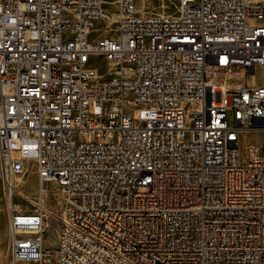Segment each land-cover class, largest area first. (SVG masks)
I'll list each match as a JSON object with an SVG mask.
<instances>
[{
	"label": "built area",
	"instance_id": "2783aa9c",
	"mask_svg": "<svg viewBox=\"0 0 264 264\" xmlns=\"http://www.w3.org/2000/svg\"><path fill=\"white\" fill-rule=\"evenodd\" d=\"M167 1L159 15L138 0H0L12 264H264V145L239 148L241 134L264 141V0ZM233 75L250 81L231 91ZM25 161L40 183L28 211L12 201Z\"/></svg>",
	"mask_w": 264,
	"mask_h": 264
},
{
	"label": "rangeland",
	"instance_id": "374dc122",
	"mask_svg": "<svg viewBox=\"0 0 264 264\" xmlns=\"http://www.w3.org/2000/svg\"><path fill=\"white\" fill-rule=\"evenodd\" d=\"M161 0H138V3L144 6L145 10L150 13L162 14V9L159 7ZM175 7L173 1H167V7L164 9L165 13L174 12ZM109 23L106 19L101 18L94 22L92 31L89 34V39H95L106 33L109 27ZM90 63L95 67L99 73H104L108 69V62L103 57H92ZM218 78V77H217ZM255 83L258 85H264V65L255 69L254 73ZM250 77H241L239 75H233L226 81V86L231 91H237L240 86L245 82H249ZM232 112L228 111L227 118L229 124L231 121ZM239 148L244 150L248 143H256L264 145L263 137L260 133L249 132L247 134H241L239 138ZM25 172L18 176V180L15 182V193L12 197V201L15 207H20L24 211L30 210V203L28 199L36 200L40 196V183L37 174V165L34 161H25ZM61 185L58 181L50 180L44 184L43 188V204L46 209L60 210L64 205V197L60 192ZM58 221L50 217L47 220V228L43 235V245L46 249H50L53 253L56 252V235H57ZM7 262L12 264V258L9 255V213L6 208L5 194L2 188L0 180V263ZM17 264H32L29 262L19 261Z\"/></svg>",
	"mask_w": 264,
	"mask_h": 264
},
{
	"label": "bare ground",
	"instance_id": "6f19581e",
	"mask_svg": "<svg viewBox=\"0 0 264 264\" xmlns=\"http://www.w3.org/2000/svg\"><path fill=\"white\" fill-rule=\"evenodd\" d=\"M141 7H142V9H143V11H145V12H147V13H150L149 11H147V10H145V8H144V6L141 4ZM163 14V13H162ZM162 14H159V15H162ZM17 180H18V178H17Z\"/></svg>",
	"mask_w": 264,
	"mask_h": 264
}]
</instances>
